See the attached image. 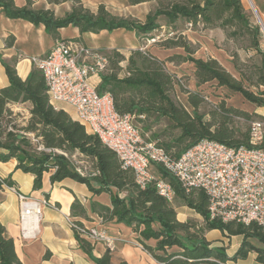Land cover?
Returning <instances> with one entry per match:
<instances>
[{
	"label": "trees",
	"instance_id": "16d2710c",
	"mask_svg": "<svg viewBox=\"0 0 264 264\" xmlns=\"http://www.w3.org/2000/svg\"><path fill=\"white\" fill-rule=\"evenodd\" d=\"M130 4H139L150 0H128ZM0 9L10 18H22L34 24H43L54 36L61 27L72 24L81 32L113 31L119 28L137 30L148 35L158 30L161 24L157 19L165 16L170 25L183 18L187 23L200 25L201 29L219 28L227 33V40L233 48H227L239 76L231 73L216 58L206 59L194 56L195 50L183 36H167L161 42L164 48L182 47L187 56L181 60L194 64V77L198 86L213 83L215 87L225 88L264 107V52L260 48V27L251 23L242 0H171L148 15L144 23L131 22L116 18L101 5L97 12L74 8L64 18H55L53 12L34 9L30 1L18 6L15 0H0ZM174 32V30H172ZM175 33V32H174ZM240 34L250 35L248 45H241L246 52L258 51L263 61L241 58L237 45ZM11 42L14 38L9 39ZM236 46V47H235ZM108 58V70L101 74L98 91L110 92L119 113H130L138 121H145L150 115L165 117L171 122V129L157 136L158 146L172 157L181 153L201 139L209 138L229 146H250L249 131L237 134L234 127L236 117L251 118V114L221 99L204 118L199 113L200 105L207 96L203 92L185 90L192 112L178 99L175 76L167 69L164 60L151 52L136 49L128 58L114 50L105 53ZM9 83L0 87V161L17 159L16 168L34 175V189H41L43 176L50 173L52 183L70 177L85 183L94 195L107 193L110 205L97 200L90 203V211L104 222L121 223L137 233V240L161 264H232L245 260L251 253L255 260L264 264V227L257 222H224L211 218L209 213L210 197L202 188L186 190L181 183L163 167L160 173L168 178L176 190V198L201 215V226L189 220L181 221L172 202L158 193L154 185L142 189L135 181L134 174L121 166L117 153L102 142L97 134L90 133L85 126L74 119L66 110L51 104L48 87L43 74L33 68L26 79L17 71L14 63L1 58ZM127 60L125 67L121 62ZM125 73L121 75V72ZM252 87H256L254 91ZM30 103L31 118L29 124L20 129L34 132L43 145L37 152L27 150L29 140L18 137L16 126H5L9 104ZM250 128V127H249ZM66 153L77 152L93 160L94 176L79 173ZM16 182L11 176L0 177V188L13 187ZM74 222L73 231L80 248L96 264H131L123 259L113 261L112 251L107 248L100 256L94 255L93 243L81 228H85L81 218L89 219V210L79 199L71 205ZM79 227V228H78ZM220 230L225 236H241L237 250L230 254L224 245H216L208 240L205 231ZM149 241H154L150 244ZM46 253L44 257H48ZM0 264H25L18 256L14 239L6 233L0 221Z\"/></svg>",
	"mask_w": 264,
	"mask_h": 264
},
{
	"label": "built area",
	"instance_id": "2783aa9c",
	"mask_svg": "<svg viewBox=\"0 0 264 264\" xmlns=\"http://www.w3.org/2000/svg\"><path fill=\"white\" fill-rule=\"evenodd\" d=\"M192 27L191 22L188 23ZM166 36H156V42ZM31 63L44 76L51 104H67L75 109V117L86 130L97 134L114 150L124 169L133 172L142 189L154 185L169 202L176 190L168 178L155 172L163 167L186 189L202 188L210 197L211 218L224 222H257L264 227V119L251 122L250 146L238 147L204 138L185 149L178 157H170L154 140H146L134 115L119 113L110 92H99L101 74L108 70V58L100 49L91 48L75 39L57 40L45 55H33ZM66 154V153H65ZM52 205L47 198H31L20 194V228L25 238L34 237L42 215V206ZM71 227L75 226L72 218ZM79 228V227H78ZM81 228L93 242H103L111 251L116 240L103 229Z\"/></svg>",
	"mask_w": 264,
	"mask_h": 264
},
{
	"label": "crops",
	"instance_id": "0c3cea01",
	"mask_svg": "<svg viewBox=\"0 0 264 264\" xmlns=\"http://www.w3.org/2000/svg\"><path fill=\"white\" fill-rule=\"evenodd\" d=\"M15 2L18 6L26 4L25 0H15ZM105 31L108 30H102L99 33L81 32L78 27L69 24L59 28L58 33L54 36L43 24H34L22 18L7 17L0 9V55L6 62L14 63L18 74L26 79L34 68L29 58L33 55H45L59 38H77L84 41L91 48L101 49L103 43L94 47L85 41V38L88 37L91 41L97 40L104 37L102 33ZM11 37L14 38L13 42L9 40ZM208 50L211 55L209 57L219 60L231 72H233L231 68L236 70L231 55L225 46H217L212 42ZM151 53L158 56L152 51ZM221 57L227 58L226 64ZM121 65L125 67V61ZM124 73L122 71L121 75ZM96 81L99 85L101 77ZM8 83L5 67L0 60V87L7 86ZM185 97L187 99V95ZM13 105H16V103L9 104V107ZM29 107H31V104ZM58 108L66 110L76 119L73 107L62 103L58 105ZM16 165L17 159L15 158L7 162L0 161V177L11 176L16 182L13 187L4 186L0 188V221L5 226L7 235L14 239L17 254L25 264H96L80 248L69 222V219L72 218L71 205L76 198L89 210V219L81 218L84 226L86 228L97 227L103 229L115 238L116 249L112 251L114 262L125 259L131 264H161L142 247L137 240V233L131 227L121 223L104 222L97 214L90 211L92 200L110 205L109 194L94 195L85 183L70 177L52 183L50 173L44 174L42 188L34 189V175L16 168ZM20 194L36 199L47 198L52 204L42 206V215L34 237L25 238L21 233L19 224ZM211 232H214V235L217 236L222 233L218 229H213ZM241 241L242 237L234 251L229 252L230 254L237 250ZM149 243L154 244V241H149ZM106 249L107 246L103 242L95 243L94 255L100 256ZM46 253L49 254L48 257H44ZM251 255L255 259V254L251 253L249 257ZM255 262L260 264L256 260Z\"/></svg>",
	"mask_w": 264,
	"mask_h": 264
},
{
	"label": "rangeland",
	"instance_id": "374dc122",
	"mask_svg": "<svg viewBox=\"0 0 264 264\" xmlns=\"http://www.w3.org/2000/svg\"><path fill=\"white\" fill-rule=\"evenodd\" d=\"M26 3L28 0H25ZM30 6L34 9H44L53 12L55 18H64L67 16L74 8L88 9L91 12H97L98 8L103 5L105 9L110 12L116 18H124L131 22L144 23L149 14L154 13L155 10L163 5V3H168L171 0H150L147 2L139 4H130L128 0H29ZM245 11L250 17L251 23L253 25H258L260 27L259 42L260 48L264 52V0H242ZM161 27L148 35L140 34L137 30H131L127 28H119L113 31H108L102 33L104 37L98 38L97 40H89L88 37L85 41L89 42L92 46H98L100 43L101 49L105 53L111 51H118L122 53L126 58L129 57L132 51L136 49H141L147 52H154L160 56L165 62L167 69L175 76L176 79V94L178 99L192 112V107L186 99V91L190 90L192 92H203L207 99L200 105L199 113L204 115V118H208V113L215 107V105L221 100L225 99L227 105H232L241 110L249 112L251 118L239 116L234 120V127L237 130V134H244L249 131L251 122L256 119H264V107L257 106L256 104L246 100L242 94L234 93L228 91L225 88H218L213 85V83H207L198 86L194 77V64L190 61L181 60L180 57L187 56L186 51L182 47L174 48H164L161 42L165 40L162 38L159 41L153 42L151 39L156 36H161L162 33L166 36L167 32L174 30V36H183L191 44L192 49L195 50L194 56L201 58H208L211 56L209 54V46L212 42L215 45H223L227 48H233V43L227 40V33L220 30L219 28L213 29H201L200 25L188 26L185 19H179L175 24L170 25L167 22L165 16H159L157 19ZM58 33V31H57ZM99 33V32H94ZM240 43L237 45L241 58L244 60L252 59L257 63L263 61V54L258 51L248 50L247 52L240 46L248 45L250 42V35L240 34ZM65 39H75L77 38H59L58 40ZM57 41V40H56ZM107 41V42H106ZM85 43L84 41H80ZM86 45V43L84 44ZM87 46V45H86ZM236 47V46H235ZM151 50V51H150ZM232 58V56H231ZM222 61L226 64L227 58L221 57ZM124 62V61H123ZM233 62V59H232ZM122 64V62H121ZM127 64V60H125ZM235 76H239V72L236 68L234 70L231 68ZM254 91H257L256 87H252ZM264 90V86L260 87ZM30 104L28 103H16L9 107V112L5 118V126L11 128L16 126V132L18 135L25 136L29 142L26 146L27 150L30 152H37L43 148L40 138L36 137L34 132L25 131L20 128L27 126L29 124L31 113ZM134 122L140 127L142 136L146 140L157 141V136L163 134L165 131L172 130L171 122L165 117H159L157 115H150L145 121H138L134 118ZM63 153L70 163L73 165L75 170L84 176H94L95 169L93 160L84 157L83 155L74 152L66 153L63 151H58ZM66 153V154H65ZM155 172H160L159 168L154 166L152 168ZM172 204L177 210V216L180 220H189L197 226H201L203 223V218L201 215L196 213L192 208L183 204L180 199L175 198ZM214 232L205 231V236L208 240L212 241L216 245H224L227 247L228 252H233L237 247L238 242H240L241 236L237 237H227L223 233L219 235H214ZM236 264V263H232ZM237 264H257L255 259L251 255L245 261H238Z\"/></svg>",
	"mask_w": 264,
	"mask_h": 264
},
{
	"label": "bare ground",
	"instance_id": "6f19581e",
	"mask_svg": "<svg viewBox=\"0 0 264 264\" xmlns=\"http://www.w3.org/2000/svg\"><path fill=\"white\" fill-rule=\"evenodd\" d=\"M39 219H40V215H38V216L35 217L34 220H35V223H36V224L38 223V220H39Z\"/></svg>",
	"mask_w": 264,
	"mask_h": 264
},
{
	"label": "water",
	"instance_id": "95a60500",
	"mask_svg": "<svg viewBox=\"0 0 264 264\" xmlns=\"http://www.w3.org/2000/svg\"><path fill=\"white\" fill-rule=\"evenodd\" d=\"M18 137L20 138L21 136H20V135H18Z\"/></svg>",
	"mask_w": 264,
	"mask_h": 264
}]
</instances>
